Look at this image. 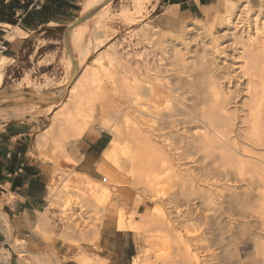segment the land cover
Segmentation results:
<instances>
[{
	"label": "rangeland",
	"instance_id": "obj_1",
	"mask_svg": "<svg viewBox=\"0 0 264 264\" xmlns=\"http://www.w3.org/2000/svg\"><path fill=\"white\" fill-rule=\"evenodd\" d=\"M84 1L70 0V4L67 6L69 18L65 22L66 26L63 28V31L58 32L52 38L49 37L47 40L44 38L47 36V33L41 36L35 34L32 37L34 40L39 39L36 42L37 47L44 45V48L41 51H37L36 55L28 62L24 60L22 67L16 69L11 65V61L5 60V78L0 89V96L21 90L31 93L39 92L40 95L46 96L56 95V98L50 99V109L46 110V112L50 113L51 125L56 122L58 126L53 137L47 143L37 145V148L40 152L43 150L47 151L49 155L44 156V159L58 167L57 176L59 175L60 178L58 182L53 184L52 188L55 202L53 203V207L58 209L61 223L65 226L62 238L77 249V253H75L73 258L79 264H85L86 262L88 264H102L96 256L84 251L81 245L94 243L98 240V231L103 223L107 209L118 204V228L120 230H133L142 234L143 237V249L135 258L133 264L137 262L138 264H160L158 257L162 253H172L175 252L174 250L177 247L184 249L188 246L200 255L201 264L218 263L212 260L219 258L217 255L222 250L220 247H224L225 249L229 247L230 250V246L231 249L239 248L237 249L239 251L237 254L240 256L235 259L237 261L239 258L240 261H237L239 264H264L261 259H259L258 263L256 262L254 258L256 255L254 254V246L252 244L255 242L264 245V225L261 220H250L248 218L241 220V222L251 226V232L248 231L250 234L247 233L246 237L245 235L240 236L241 234L235 233L234 236H237L235 238L232 234L224 235L221 238L218 232H213L212 229H210L212 233L209 231L208 227L211 226L209 224L210 220H206L207 223L203 221L207 225L202 224L203 222H195L197 223L196 225L195 223L192 224L194 221H189L186 218L188 217V211L186 212V217L184 216L185 213L183 212L189 209L186 198L188 196V189L184 185L182 187L179 185L178 188V184L173 178H168V174H163L164 177L162 179L165 181L162 182V186L159 181L158 184L156 181V187L154 186L150 191L146 190L143 178L147 172H150L149 174L154 177L152 170L146 171L145 166L136 158L137 156L133 159L132 154L128 155L120 150L109 161L103 158L100 167V182L85 181L82 176L74 172L76 162L72 161L66 154V146L69 143L68 139L58 137L59 128L63 127L65 120H68L70 126L73 128L79 127L81 124L88 126L96 123L109 131L111 139L114 138V134L120 127H122L119 129L120 131L123 129L121 133L124 132V110L122 107L123 102H121L123 100L120 95L118 97L114 96L111 88L112 82L115 80H118V83L122 85L125 77L123 65L127 59H130L135 67H137L138 62L143 63L147 61L152 65L151 68L160 66L162 69H171L172 66L169 68L167 65H170L175 51H181L186 60H188L187 62L192 64L193 58L198 59L195 52L201 53L203 47L208 52H212L213 49L215 50V45H217V49L223 50L220 51L222 55L218 53L214 56L216 63L220 68L226 67L229 70L234 68L231 70V72H234L237 54H240L241 47L235 41L234 34L240 35L245 31V33L249 32L254 36L256 23L260 24L264 21V0H219L217 7H215V9L219 7L215 18L206 20L207 18L204 17L201 20L188 23L172 31L162 30L155 22H152L157 15V9L151 10V8H148L149 5H147L144 12L133 15V22L130 23L119 15L124 9H132L131 0H112L110 12H106L107 15L105 17L89 18L88 23L84 26L87 32L80 51L88 52L87 60H83L79 66L78 77L70 89V94L67 86L71 80V78L69 80V72L72 59L70 57L71 50L69 44H67L65 35L68 33L69 27L79 18L83 17ZM19 3L22 7H30V5L35 3V0H20ZM248 4L250 5V9H252L249 14L243 12L245 6ZM39 5V2L36 3L35 8ZM93 11L96 12L95 14L98 12L97 9ZM228 14H232L233 19L237 15L239 16H237V19H240L235 20L236 22L239 21L236 28L230 23H224V17ZM221 18L223 21H220ZM2 28L5 31L0 34L8 41L7 36L13 30V27L4 25ZM244 36L247 37V34H244ZM160 38L164 40V43L160 48H158L159 46L157 47V51L156 47L153 49V46L151 47L148 42H145V39ZM77 50L79 51V48ZM115 52L117 54L114 56ZM2 56L4 57V54L0 53V58ZM162 59L167 61L161 62L160 60ZM234 59L236 62H234ZM153 64L156 66H153ZM39 88L41 89L39 90ZM115 98L118 99L115 100ZM22 100V102H26L25 99ZM112 100L116 102L113 104L117 105V109L114 111L112 110L116 107L113 108ZM12 102H14L12 99L0 101V121L9 112ZM20 111L17 110L12 116H20L22 113ZM40 113L42 111L35 110L30 115L34 118ZM121 136L123 137V135ZM63 137H66V134ZM62 163H65V168H62ZM174 170L176 172V169ZM174 184L177 185L175 186ZM163 186H165L166 190L163 189ZM160 188L168 196L165 200L161 201L154 199L156 196L155 192ZM182 188L184 191H182ZM179 194L183 195L180 196ZM179 199H182V201H178ZM183 199L186 201L183 202ZM254 221H257L256 223L258 224H255ZM161 222L164 224V229L160 228ZM48 223L50 224V222ZM49 227L51 229V236H54V227L51 225ZM199 227L201 228L199 229ZM205 231H208L207 234H205ZM7 232L11 233L10 226ZM89 233L95 234L94 237H91V240L87 237ZM190 236L195 240H192ZM244 237L246 238L245 240ZM217 238L221 239V243ZM237 239H241L242 243L239 240L237 241ZM190 240L193 243L189 242ZM189 243H192L191 246ZM215 243L217 244L216 246ZM225 243L228 247L223 245ZM14 244L21 264H54L55 262L56 264H60V260L55 253L33 254L25 248V243L14 241ZM251 256L252 260L254 259L253 261L250 259ZM37 257L41 260L37 259ZM205 260L207 261L204 262Z\"/></svg>",
	"mask_w": 264,
	"mask_h": 264
},
{
	"label": "bare ground",
	"instance_id": "obj_2",
	"mask_svg": "<svg viewBox=\"0 0 264 264\" xmlns=\"http://www.w3.org/2000/svg\"><path fill=\"white\" fill-rule=\"evenodd\" d=\"M152 1L131 0L132 9L122 10L119 16L132 23L133 15L144 12ZM111 2L112 0H85L82 16L94 12L92 19L105 17L106 12H110ZM95 9L98 10L97 14L93 11ZM217 10L219 11V7L207 9L204 12L206 20L215 18L216 13L218 14ZM251 10L248 4L243 12L249 14ZM167 15L173 18L176 13L170 10ZM237 16L233 19L232 14H228L224 17V23H230L236 28L239 21L235 20L240 19H237ZM88 20L66 34L72 59L69 80L75 69L79 70L83 60H87L88 52L80 50L87 32L84 26ZM220 21H223L222 18ZM255 30L254 36L245 31L240 35L234 34L235 41L241 45L237 62L234 59L236 62L234 72H231L234 68L231 70L226 67L220 68L216 63L214 56L220 54L223 49H217L218 46L215 45V50L213 49L212 52H208L205 47L201 53L195 52L198 59L193 58L192 64L187 62L181 51H175L170 65H167L169 68L172 66L171 69H162L155 64L153 66L156 67L153 69L147 61L138 62L135 67L132 61L127 59L124 67L121 66L125 71L122 85L115 80L111 88L112 94L116 97L120 95L123 100L121 102L124 110V132L121 133L123 129L119 130L122 127L116 131L104 158L109 161L120 150L128 155L132 154L133 159L137 156L146 171L153 172L154 177L147 172L143 178L144 186L149 191L154 188L156 181L162 186V182L165 181L162 179L163 174H168V178H173L178 184H174L175 186L184 185L188 189L186 198L189 209L185 212L182 210L184 216L186 217L188 211L186 218L194 221L192 224L210 220L211 223L208 222L211 226H207L209 231L212 229L213 232H218L221 238L227 234L234 236L235 233L246 237L251 227L241 222L246 218L259 219L264 225V21L260 24L256 23ZM21 34L11 33L7 37L13 41L16 35ZM244 34H247V37ZM145 42L153 46V49L156 47L157 51V47L160 48L164 40L145 39ZM116 54L115 52L113 55ZM6 59L3 56L0 58V89L5 78ZM31 95L33 98H39L40 93ZM113 100L112 104L116 103ZM113 108L112 111L116 110L117 105ZM57 126L58 124L54 122L38 142L47 143L53 137ZM163 189L166 190L165 186ZM164 190L160 188L156 191L154 199L165 200L168 196ZM185 201L183 199V202ZM205 222L202 224L207 225ZM256 222L255 224H258ZM0 225L6 228V231L9 229L7 219L3 215H0ZM160 228L164 229L163 222L160 223ZM241 239L237 241L241 242ZM218 240L221 243V239ZM189 242L193 243L191 240ZM192 243H189L190 246ZM252 244L256 262L261 259L264 263V245L255 242ZM223 245L227 246L226 243ZM220 248L222 250L217 255L219 258L212 260L218 263L214 264H239L237 262L240 261L239 258L235 260L240 256L237 254L239 248L231 249V246L230 250L229 247ZM182 249L177 247L175 252L162 253L158 257L159 263L201 264L198 253L189 246L185 247L184 251ZM250 259L252 260V256Z\"/></svg>",
	"mask_w": 264,
	"mask_h": 264
},
{
	"label": "crops",
	"instance_id": "obj_3",
	"mask_svg": "<svg viewBox=\"0 0 264 264\" xmlns=\"http://www.w3.org/2000/svg\"><path fill=\"white\" fill-rule=\"evenodd\" d=\"M19 1L0 0V12L3 11L2 6H8L6 12L16 22L14 25L0 19V33L5 31L2 28L4 25L13 27L9 34L22 33L16 35L13 41L5 40L0 34V44L3 43L5 47L2 54L16 69L23 66L24 60L28 62L37 51L44 48V45L37 47L36 42L39 39L32 38L35 34L41 36L47 33L48 29L64 28L69 18L63 9L49 14L41 10L43 4L36 8V5L32 4L23 9L19 7ZM218 1L153 0L148 8L157 9V15L152 22L162 30L172 31L203 19L204 12L217 7ZM34 10L41 11L42 19L27 25L24 19ZM170 10L175 11V17L170 18L167 15ZM46 17L50 19L46 20ZM44 38L49 39L47 36ZM29 93L30 96L20 94L11 98L14 102L6 113L9 116L5 114L0 121V215L7 217L11 227L9 234L6 228L0 225V264H21L14 241L25 243V248L33 254L55 253L60 264H79L73 258L77 249L62 238L65 226L61 223L58 209L53 207L55 202L52 188L60 178L57 176L58 167L44 159V156L49 155L47 151L40 152L37 148L39 139L51 125L50 113L46 112L50 109V99L36 100L31 95L33 93ZM22 99L26 102H22ZM17 110H21L23 114L12 116ZM35 110L42 113L32 118L30 113ZM59 129L61 132H58V137L69 141L66 154L76 162L74 172L85 181L100 182L101 162L112 140L109 131L96 123L88 126L81 124L73 128L68 120H65L63 127ZM65 134L66 137H63ZM62 164V168H65V163ZM118 208L117 204L107 209L98 231V240L81 245L84 251L96 256L102 264H133L144 246L142 234L118 228ZM50 225L55 229L54 236H51ZM94 236L93 233L87 235L89 240Z\"/></svg>",
	"mask_w": 264,
	"mask_h": 264
},
{
	"label": "trees",
	"instance_id": "obj_4",
	"mask_svg": "<svg viewBox=\"0 0 264 264\" xmlns=\"http://www.w3.org/2000/svg\"><path fill=\"white\" fill-rule=\"evenodd\" d=\"M47 1L49 2V6L46 7V3ZM20 4V3H19ZM70 4V0H45L43 5H42V9L44 11H47V13H56L59 9L63 11H65V13L68 14L67 12V6ZM31 6V5H30ZM18 7V6H17ZM22 7V6H19ZM18 7V8H19ZM29 6H25L23 7V9H27ZM2 10L0 12V19L3 22H7L10 24H14L15 25V21H13V19L11 18V16L6 12V10H8V6H2ZM42 16H41V11H30L28 13V15L26 16V18L24 19L25 23H27V25H31L32 22H36L37 20H41ZM50 19V17H46V20ZM47 31V37L52 38V36H55V34H57L58 32L63 31V27H59L56 28L55 30H46Z\"/></svg>",
	"mask_w": 264,
	"mask_h": 264
},
{
	"label": "water",
	"instance_id": "obj_5",
	"mask_svg": "<svg viewBox=\"0 0 264 264\" xmlns=\"http://www.w3.org/2000/svg\"><path fill=\"white\" fill-rule=\"evenodd\" d=\"M93 13L94 12H90V13L86 14L85 16L79 18L76 22L73 23V25L71 27H69L68 32H69V30L73 29L75 26H77V25L85 22L89 18H91L93 16ZM65 37H66V35H65ZM77 76H78V71H77V69H75L74 74H73V76H72V78H71V80H70V82H69V84L67 86V90L68 91L70 90V88L72 87L73 83L77 79ZM20 94L30 96V93L28 91L14 92V93H10V94L5 95V96H0V101L11 99V98H13L15 96H18ZM53 98H56V97L55 96H39V98L35 97L36 100L53 99Z\"/></svg>",
	"mask_w": 264,
	"mask_h": 264
},
{
	"label": "built area",
	"instance_id": "obj_6",
	"mask_svg": "<svg viewBox=\"0 0 264 264\" xmlns=\"http://www.w3.org/2000/svg\"><path fill=\"white\" fill-rule=\"evenodd\" d=\"M44 1L45 0H35L34 5H36V3H38V2L40 3V5H42L44 3ZM4 50H5V47H4V44L2 43V44H0V53H3Z\"/></svg>",
	"mask_w": 264,
	"mask_h": 264
}]
</instances>
